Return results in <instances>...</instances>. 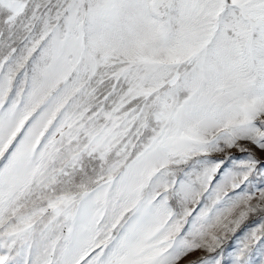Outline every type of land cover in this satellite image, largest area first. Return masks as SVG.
<instances>
[{
	"label": "snow or ice",
	"instance_id": "6c2138e0",
	"mask_svg": "<svg viewBox=\"0 0 264 264\" xmlns=\"http://www.w3.org/2000/svg\"><path fill=\"white\" fill-rule=\"evenodd\" d=\"M0 264H264V0H0Z\"/></svg>",
	"mask_w": 264,
	"mask_h": 264
},
{
	"label": "rangeland",
	"instance_id": "374dc122",
	"mask_svg": "<svg viewBox=\"0 0 264 264\" xmlns=\"http://www.w3.org/2000/svg\"><path fill=\"white\" fill-rule=\"evenodd\" d=\"M229 154L236 155V156H240L241 158L243 157V154L239 153L238 150H236V149L231 150ZM257 156L258 157L260 156V153L259 152H257ZM203 255H206V253L203 252V251H198V252L192 254V257L191 258H195V257L203 256Z\"/></svg>",
	"mask_w": 264,
	"mask_h": 264
}]
</instances>
